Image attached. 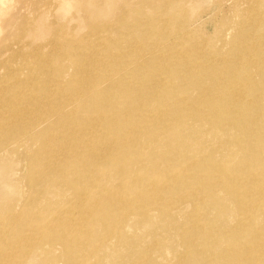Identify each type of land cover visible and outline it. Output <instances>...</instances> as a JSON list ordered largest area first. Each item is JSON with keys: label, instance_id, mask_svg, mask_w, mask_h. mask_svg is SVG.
Returning a JSON list of instances; mask_svg holds the SVG:
<instances>
[{"label": "bare ground", "instance_id": "1", "mask_svg": "<svg viewBox=\"0 0 264 264\" xmlns=\"http://www.w3.org/2000/svg\"><path fill=\"white\" fill-rule=\"evenodd\" d=\"M166 2L161 13L142 19L143 23L129 25L128 29L120 24L116 36L113 32L115 26L88 25L80 40L83 44L76 51L69 36H54L49 44L56 41L57 49L61 50L59 58L51 56L42 63L44 66V63L57 65L60 60L70 61L72 70L62 72L60 78L54 71L55 66L52 71L50 66L45 73L36 75L38 53L33 51L38 47L30 49L29 44L36 39H45L42 26L29 32L34 36L33 41L19 43L17 52L27 50L22 62L14 61L7 52L11 47L4 45L5 66L9 73L12 64L18 67L19 63L27 67L29 73L23 83L27 90L22 93L23 89L19 91L17 88L18 91L12 92L14 104L0 115V159L5 154L14 157L19 153L26 162L38 165L43 173L29 174V188L32 189L43 181L48 184L62 179L70 203L74 201V209L83 207L89 213V203L85 201L94 199L96 194L97 203L100 201L99 207L102 206L83 223L87 229H92L90 224L94 226L98 221L101 228H104L103 224H109L113 208L119 211L128 209L123 201L125 196L110 198L108 189L97 188L101 179L100 165L117 171L125 167L126 177L145 170L147 166L148 170L158 172L155 179L165 184L163 187L153 186L156 190L153 198L144 197L133 186L128 188L125 182L117 186V193L123 195L130 189L135 203L144 207L153 203L160 212H169L174 202L179 203L185 197L195 205L193 213L198 215L203 198L222 190L229 196L232 209L239 218L230 228L233 233L228 236L234 239L236 250L227 252L223 261L228 264H264V224L259 223L264 221V111H251V103L257 106L259 101L255 95V99H248L249 86L241 79L237 68L242 65L256 68L257 62L264 60V36L253 34L257 18L241 16L238 18L242 25L236 28L229 48L222 54L209 51L199 47L205 41L198 45L183 36L189 27L185 17L175 19V15H164L169 13V4L174 0ZM16 15L17 12L12 14L4 24L9 26ZM249 39L254 40L256 49L245 48ZM220 59L224 64L219 62ZM179 62L183 63V69L175 72V64ZM252 75H256L253 77L257 96L264 97V75H260L261 81L256 72ZM178 78L184 82L183 87ZM180 94L192 99L178 101ZM223 114L224 119L234 122L235 134L229 135L234 145L239 147L241 144L247 151L237 164L241 165L237 174L232 169L237 165L232 166L230 160L224 161L216 153L217 147L222 149V155L233 153V149L227 150L222 144L208 148L210 153H203L202 157L183 160L181 166L188 171L177 170L175 166L171 172L170 166L162 169L148 165L151 158L148 159L142 149L152 145L155 135L150 134L153 130L189 126L174 120L175 115L185 116V122L208 123L207 136L212 138L211 128L223 125L216 121ZM194 136L197 137L196 131ZM191 138L188 136L187 140ZM144 139L148 142L142 141ZM172 173L175 175L173 179ZM187 177L192 188L182 191L181 184L188 180ZM241 180L247 190L237 187ZM227 184L235 187L228 188ZM41 197L40 194L34 195L36 203ZM31 200L23 202L25 210L17 217L0 221V264H27L30 257L31 261H36L40 244L35 246V243L51 231L58 235L63 263L66 257L67 264L89 263L92 257L85 260L87 252L74 247V231L80 226L79 220L74 216L67 221L55 216L53 223L49 217L40 223L36 220L37 212L33 214L35 205ZM70 207L69 204L67 210ZM12 227L15 229L11 230ZM189 230L186 236H198L196 227ZM243 232L249 235V242L244 246ZM101 246L102 243L97 249ZM208 249L207 246L199 250L192 245L196 255L188 254L183 261L197 262Z\"/></svg>", "mask_w": 264, "mask_h": 264}, {"label": "rangeland", "instance_id": "2", "mask_svg": "<svg viewBox=\"0 0 264 264\" xmlns=\"http://www.w3.org/2000/svg\"><path fill=\"white\" fill-rule=\"evenodd\" d=\"M166 1L0 0V115H3L14 104L12 92L18 91L17 88L19 91L23 89L22 93L27 90L23 83L29 73L28 68L23 67L20 63L18 67L12 64V72L9 73L5 66L7 57L3 53L4 45L11 47V50L7 52L14 61L17 59V62H22L27 50L24 48L17 52L19 43L33 41L34 36L30 35L29 32L32 28L42 26L45 39L42 41L36 39L34 43L29 44L30 49L38 47L37 51H33L38 53L35 58L39 68L36 75L45 73L44 71L49 70L50 66L52 71L53 66H55L54 71L60 78L62 72L68 73L72 70L70 61L60 60L57 65L44 63V66L42 63L50 59L51 56L59 58L61 50L57 49L56 41L49 44L54 36L58 35L62 38L69 36L76 51L80 44L81 46L83 44L80 40L83 38L88 25L97 26L99 23H103L105 26H115L113 32L116 36L120 24L128 29L127 26L129 25L143 23L141 22L142 19H148L149 16L156 15L157 12L161 13L167 3ZM172 3L178 4L172 5ZM172 3L168 7L170 8L169 13H164V15L167 17L175 15V19H178L179 16L185 17L189 21V27L183 36L186 35L198 45H202V42L205 41V44L199 47H204L209 51L222 54L229 48L236 28L239 29L242 25L241 19L238 18L241 16L257 18V25L253 29V34L260 37L264 36V0H174ZM19 8L20 11H18ZM15 12L17 15L9 26H6L4 22ZM50 37L51 39H48ZM247 43L249 45L245 48L256 49L254 40L249 39ZM41 44L44 46L43 49ZM159 58L162 59V57ZM33 60L34 57H32ZM219 62L224 64L223 59H220ZM257 65L256 68H249L246 65L237 68L241 79H244V83L249 86L248 94L246 93L248 99L253 100L256 96L259 101L257 106L251 103V111L261 112L264 111V102H260V100L264 97L257 96L258 91L253 77L256 75L252 74L256 72L261 81L260 75H264V60H259ZM175 67H177L175 72H180L183 69V63H176ZM15 68L17 70L13 72ZM177 81L182 87L185 85L180 78ZM177 99L178 101H188L192 98L180 94ZM224 117L223 114L221 119H216L217 122L221 121L219 123L223 125L211 128L214 133L211 138L207 136L210 128L208 123L204 121L200 124L193 123V121L185 122V116L175 115L174 120L189 126L184 129L177 126L172 130L161 131L159 128L153 130L152 133H154L150 134L155 135L152 145L147 149L146 146H143L142 149L146 153V157L151 158L148 165L162 167V169L170 166L171 172L175 170V166L177 170L188 171L186 167L181 166L183 160L185 162L192 156L202 157L210 153L208 148L222 144L227 146V150L233 149V153H223L222 155V149L219 147H217L216 153H219L218 156L221 155V159L224 161L230 160L232 166H236L247 151L241 144L239 147L234 145L232 137H230L235 134V128L232 126L234 122L226 120ZM186 119L188 120V118ZM194 131L197 132V137L194 136ZM262 133L264 134V125ZM175 135L177 138L174 137ZM188 136H192V138L187 140ZM156 137L159 138L155 139ZM142 141L148 142L146 139ZM99 167L101 168V179L97 188L108 189V193L111 194L109 195L110 198L112 196H125L123 201L126 202L128 209L119 211L118 208H113L110 213L109 224H103L104 228H101L98 221L94 226L90 224L92 229L89 227L87 229L83 223L95 215L102 206L99 207L100 201L97 203L96 194L94 199H86L85 201V203H89V213L83 207L74 209V201L70 203L71 198L63 189L62 179L48 182V184L43 181L36 189L29 188V174L31 172L33 175L40 174L42 170H39V166L26 162L19 153L14 157L3 155L0 159V221L15 218L24 212L26 206L23 202L31 198V202L35 205L33 214L35 215L37 212L38 218L36 220L40 223L48 217L53 223L55 216L66 221L72 216L79 220L80 226L74 231V247L87 252L88 255L85 260L89 256L92 259L89 263L84 261L78 264H201L202 262L206 264H216L217 262L228 264L223 261V257L227 252L236 250L233 244L234 239L228 238V236L233 233L230 228L235 226L239 218L232 209L233 205L228 200L229 196L224 191L220 190L216 192V195L203 198L198 215L193 213L195 205L185 200V197H182L179 203L174 202L169 212L165 213L166 210L160 212L153 203H150L148 207L135 203L130 189L123 195L117 193V186L121 182H125L128 188L133 186L139 194L142 193L144 197L153 198L156 191L153 186L163 187L162 185L165 184L159 179H155L158 172L152 169L148 170L147 166L145 170L126 177L124 175L125 167L118 171L106 165ZM234 168L232 169L235 174L241 171V165ZM145 172L149 174L146 176ZM174 177L175 175L172 173L171 179ZM152 180L154 181L151 182ZM157 183L160 185L157 186ZM181 185L182 191L192 188L190 179ZM227 186H229L228 188L235 187L234 184H227ZM237 187L241 190L248 188L243 180ZM225 188L227 187L225 186ZM171 190L173 191V188ZM35 194L42 195L37 203L34 198ZM69 204L71 207L67 210ZM228 208L231 211L229 213ZM119 222H121L120 225ZM259 223L264 224V221ZM259 223L257 225H260ZM190 227L197 228V237L186 236L187 232L191 231L189 230ZM217 233L219 237L216 236ZM243 235L241 239L244 246L249 242V235L247 232H243ZM57 238L58 235L51 231L39 242H36L35 246L40 244L39 249L36 250L37 255L35 254L37 256L36 261H31L30 257L27 264H67V257L63 263L60 253L61 243ZM101 243L102 246L97 249ZM192 245L199 250L207 246L209 249L197 262L195 260L184 262L183 260L188 254L189 256L196 255L192 251ZM17 254L23 255L22 252Z\"/></svg>", "mask_w": 264, "mask_h": 264}]
</instances>
